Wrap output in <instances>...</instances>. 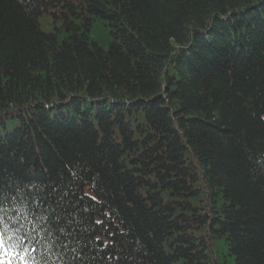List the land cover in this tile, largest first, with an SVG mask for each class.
Instances as JSON below:
<instances>
[{
	"label": "trees",
	"instance_id": "1",
	"mask_svg": "<svg viewBox=\"0 0 264 264\" xmlns=\"http://www.w3.org/2000/svg\"><path fill=\"white\" fill-rule=\"evenodd\" d=\"M0 233L13 264H264V0H0Z\"/></svg>",
	"mask_w": 264,
	"mask_h": 264
},
{
	"label": "snow or ice",
	"instance_id": "2",
	"mask_svg": "<svg viewBox=\"0 0 264 264\" xmlns=\"http://www.w3.org/2000/svg\"><path fill=\"white\" fill-rule=\"evenodd\" d=\"M6 247L4 236L2 233H0V251H2ZM5 255H7L5 253ZM12 255H16V253H12ZM0 264H13L11 256L7 260L0 258ZM18 264H29V261L25 259L24 256H21L20 260L18 261Z\"/></svg>",
	"mask_w": 264,
	"mask_h": 264
}]
</instances>
